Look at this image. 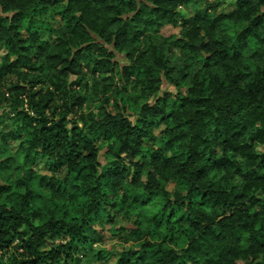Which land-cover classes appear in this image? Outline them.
I'll list each match as a JSON object with an SVG mask.
<instances>
[{"label": "clouds", "instance_id": "9594fccd", "mask_svg": "<svg viewBox=\"0 0 264 264\" xmlns=\"http://www.w3.org/2000/svg\"><path fill=\"white\" fill-rule=\"evenodd\" d=\"M0 264H264V0H0Z\"/></svg>", "mask_w": 264, "mask_h": 264}]
</instances>
